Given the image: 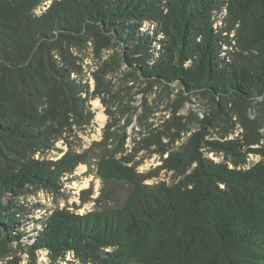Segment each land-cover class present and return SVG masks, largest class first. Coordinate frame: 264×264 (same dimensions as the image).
Masks as SVG:
<instances>
[{
  "label": "trees",
  "instance_id": "16d2710c",
  "mask_svg": "<svg viewBox=\"0 0 264 264\" xmlns=\"http://www.w3.org/2000/svg\"><path fill=\"white\" fill-rule=\"evenodd\" d=\"M89 43L95 58L123 50L95 75L99 84L124 67L129 78L178 84L183 101L202 97L212 107L163 160L177 183L149 186L123 160L102 157V192L127 185L123 203L51 214L28 252L53 260L74 252L85 264H264V0H0V258L29 236L19 199L57 192L89 164L72 148L58 161L47 157L94 119L82 79ZM219 119L229 131L210 142ZM237 123L244 132L229 139ZM211 152L233 167L210 161ZM251 155L260 161L246 168Z\"/></svg>",
  "mask_w": 264,
  "mask_h": 264
},
{
  "label": "rangeland",
  "instance_id": "374dc122",
  "mask_svg": "<svg viewBox=\"0 0 264 264\" xmlns=\"http://www.w3.org/2000/svg\"><path fill=\"white\" fill-rule=\"evenodd\" d=\"M148 28L153 29V26L147 23L145 30ZM81 52H84L82 79L88 84L92 95L89 104L94 119L90 126L76 130L68 144H58L47 157L58 161L72 148L78 154H86L89 164L80 165L73 174L63 177L59 191L35 192L33 189L32 194L19 199L25 208L23 230L29 236L22 241L21 247L17 243L9 244V254L6 258H0V264H85L74 252H68L64 258L56 260L47 251H38L35 257L28 252V246L38 236L46 217L58 211L84 216L91 211L117 207L123 203L124 195L128 192L127 185L117 182L112 185V191H107L106 195L102 192L104 185L95 173L96 164L102 157L113 155L123 160L126 166L135 168L149 186L177 183L181 178L163 169V160L171 153L181 151L188 139L199 131L200 122L210 113L212 106L208 99L193 96L190 102L183 101L182 89L178 84L167 89L150 87L137 75L127 77L126 73L130 71L124 67L103 74L99 84L95 75H101L105 62L116 53L122 54L123 50L113 47L95 58L93 44L89 43ZM183 95L190 96L187 93ZM257 116L256 110H249L250 119L254 120ZM261 116L264 117V112ZM237 120L233 115L232 122ZM229 125L219 119L209 128L211 136L208 141L222 140L220 134L227 133ZM243 132L237 123L235 133L229 135V139L241 138ZM261 133L264 135V129ZM211 148L208 146V149ZM205 156L216 164L227 163L233 167L224 154L211 152ZM259 161V157L251 155L246 168Z\"/></svg>",
  "mask_w": 264,
  "mask_h": 264
}]
</instances>
